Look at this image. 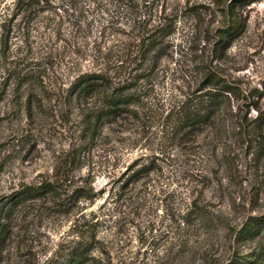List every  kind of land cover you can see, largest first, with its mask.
<instances>
[{"label":"rangeland","instance_id":"obj_1","mask_svg":"<svg viewBox=\"0 0 264 264\" xmlns=\"http://www.w3.org/2000/svg\"><path fill=\"white\" fill-rule=\"evenodd\" d=\"M18 1L0 0V203L23 184L53 176L58 166L61 193L86 186L97 197L80 201L69 211L46 203L18 209L14 234L0 251V264H47L66 253L64 245L81 239L74 226L81 228L83 222L89 223L84 229L94 244L93 255L101 256L103 264H227L241 257L264 264V233L239 241L231 233L234 226L264 213V137H242L237 142L230 134L209 138L213 141L203 149H210L204 155L190 147L174 148L162 171L124 189L132 173L129 163L160 148L142 127L132 126L122 138L112 135L109 144L96 141L83 148L74 165H65L83 131L82 112L75 101H68L69 88L83 72L106 66L94 58L92 49L97 29L117 15L116 2L64 0L68 8L33 9L24 15ZM160 1L156 19L176 14L173 46L154 72L110 73L115 80L135 81L147 75L138 86L149 87L150 101L161 105L195 89L205 62L211 60L210 70L230 84L235 108L243 113L262 96L263 110L264 0L237 3L232 20L224 13L231 15L226 10L229 0ZM229 20L230 46L212 57L219 29ZM121 38L104 46L111 51L126 44L133 47L130 35ZM130 59L135 67L138 61ZM248 113L254 117L256 110ZM194 200L204 207L205 224L195 216L189 217V225L183 222Z\"/></svg>","mask_w":264,"mask_h":264},{"label":"trees","instance_id":"obj_2","mask_svg":"<svg viewBox=\"0 0 264 264\" xmlns=\"http://www.w3.org/2000/svg\"><path fill=\"white\" fill-rule=\"evenodd\" d=\"M256 1L260 0H246L245 3L250 4ZM115 2L117 15L113 16L106 25H102L101 29H97L99 35H95V44L92 49L94 58L104 60L106 66L94 71L83 72L69 88L68 101H75L82 112L83 131H80V144L73 145L67 154L69 160L65 165H74L76 157L83 148L85 150L91 148L96 141L109 144L110 140H113L112 135L122 138L132 126L142 127L146 129L148 135L154 137L150 142L158 141L160 148H155L153 154L143 156L144 159L141 156L129 163L127 169H130L132 173L122 186L124 189L139 180L147 182L146 180L151 179L152 173L162 171V163L173 158L174 148L187 151L185 147H190V151L204 155L203 151L210 150H203L210 145V141L225 138L227 134L232 135L236 142L242 137L263 139L264 109L262 110L260 105L262 96H258L257 101L247 105L249 111L250 109L256 110L254 117L249 115L248 110L242 113L239 106L235 108L231 104L230 84L219 73L210 70L211 60L209 64L205 62V72L200 73L195 89L172 96L169 100L163 101L161 105L150 101L151 92L146 91L149 87L141 89L138 86L140 80L148 77L147 75H139L135 81H132L133 78L115 80L110 73L154 72L159 60L167 55L173 46L171 37L176 29V14L164 13L159 19L155 18L160 0H115ZM237 3L242 5L244 0L227 2L226 10H230L231 15L226 11L224 13L229 15L231 20L232 10ZM18 4L20 12H24V15L33 9L42 12L50 7L56 9L69 7L64 0H19ZM64 11L68 10L64 8ZM227 23L226 27L219 29L218 39L210 53L212 57L221 54L230 46L228 37L231 35L230 28L233 27L232 24L229 25L230 20ZM74 24L78 25V28L82 27L77 20ZM87 27L89 28L90 24H87ZM126 28L130 30L126 32ZM124 34L131 36L133 47L126 44L116 51L107 50L104 44L109 40L118 43L122 41L121 36ZM49 56L52 57L53 54L50 52ZM129 56H134L135 62L138 61L135 67L131 66L133 61L128 60ZM114 58L116 61H111ZM156 122L158 126L155 125ZM143 133L146 135L145 130ZM203 141L207 143L204 144ZM141 159L143 162H140ZM60 168L59 166L54 168L53 176L36 183L23 184L13 195L0 203V251L14 234L13 222L18 209L46 203L49 206H65V211H69L71 206L79 204L80 201L93 200L97 197L94 190L86 186L76 187L71 194L61 193ZM192 204L194 208L184 213L182 217L184 224L191 223L189 220L191 216H195L198 220L200 219L201 224H205L207 219L203 218L204 207L198 205L196 200ZM84 208L80 212H83ZM83 214L81 215L84 216ZM94 216L95 214L92 213L88 221L91 222ZM239 225L234 226V229L231 228L236 241L256 238L264 233V213L260 216H251ZM88 226V222H83L81 228L75 225L76 236L81 239L64 245L67 246L66 253L61 254L60 257L57 256L56 259H48L47 264H103L101 256L93 255L94 244L88 241L87 231L84 229ZM95 238L96 235L91 237L92 240ZM96 249L99 250L97 247ZM98 252L102 254L105 251L101 249ZM253 262L254 259L244 260L241 257L227 264H251Z\"/></svg>","mask_w":264,"mask_h":264}]
</instances>
